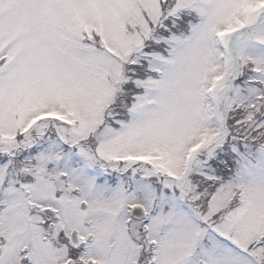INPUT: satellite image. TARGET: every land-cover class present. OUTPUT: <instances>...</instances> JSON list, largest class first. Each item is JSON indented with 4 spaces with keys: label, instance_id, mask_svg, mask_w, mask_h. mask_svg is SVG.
<instances>
[{
    "label": "snow or ice",
    "instance_id": "6c2138e0",
    "mask_svg": "<svg viewBox=\"0 0 264 264\" xmlns=\"http://www.w3.org/2000/svg\"><path fill=\"white\" fill-rule=\"evenodd\" d=\"M0 264H264V0H0Z\"/></svg>",
    "mask_w": 264,
    "mask_h": 264
}]
</instances>
